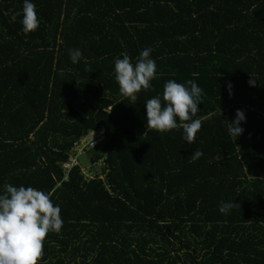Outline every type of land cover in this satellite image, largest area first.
Wrapping results in <instances>:
<instances>
[{
	"label": "trees",
	"instance_id": "1",
	"mask_svg": "<svg viewBox=\"0 0 264 264\" xmlns=\"http://www.w3.org/2000/svg\"><path fill=\"white\" fill-rule=\"evenodd\" d=\"M33 2L40 23L24 33L23 0H0V191L31 186L60 205L38 264H264V0ZM147 47L157 76L133 101L114 62ZM170 79L203 89L192 144L147 128L145 103ZM93 129L105 137L88 151L93 176L66 179Z\"/></svg>",
	"mask_w": 264,
	"mask_h": 264
},
{
	"label": "clouds",
	"instance_id": "2",
	"mask_svg": "<svg viewBox=\"0 0 264 264\" xmlns=\"http://www.w3.org/2000/svg\"><path fill=\"white\" fill-rule=\"evenodd\" d=\"M15 19V17H13ZM36 4L33 0H23L22 31L29 33L39 26ZM151 47L141 50L135 64L131 57L123 54L114 62L115 80L122 95L135 101L141 89L151 87L157 76V64L152 58ZM78 48L69 50L73 64L82 58ZM255 79L250 85H255ZM231 89V84L228 85ZM203 102V89L193 80L184 83L170 79L165 82L163 94L146 101L147 128L159 132L182 128L183 138L189 144L196 139L202 121L196 116ZM246 121L245 112L236 110L235 118L228 121V134L236 140L244 131L242 122ZM203 152L196 149L192 158L199 159ZM237 204L221 201L219 211L227 214ZM63 225L61 208L54 204L51 193L31 186L6 184L0 191V264H38L44 248L47 233L60 232Z\"/></svg>",
	"mask_w": 264,
	"mask_h": 264
},
{
	"label": "built area",
	"instance_id": "3",
	"mask_svg": "<svg viewBox=\"0 0 264 264\" xmlns=\"http://www.w3.org/2000/svg\"><path fill=\"white\" fill-rule=\"evenodd\" d=\"M104 138V129H93L90 130L87 135L75 142L70 151L68 160L62 164L66 179L72 168L76 166H80L85 175L93 176V170L91 168L95 164H90L87 168L83 167L80 162V155L100 146L104 142Z\"/></svg>",
	"mask_w": 264,
	"mask_h": 264
},
{
	"label": "rangeland",
	"instance_id": "4",
	"mask_svg": "<svg viewBox=\"0 0 264 264\" xmlns=\"http://www.w3.org/2000/svg\"><path fill=\"white\" fill-rule=\"evenodd\" d=\"M92 155H93V151L80 155V162L83 167L87 168V166H89L92 163L91 160ZM101 169H102V163L100 162L95 168V170L99 172Z\"/></svg>",
	"mask_w": 264,
	"mask_h": 264
}]
</instances>
